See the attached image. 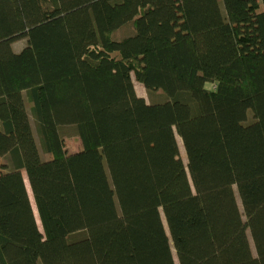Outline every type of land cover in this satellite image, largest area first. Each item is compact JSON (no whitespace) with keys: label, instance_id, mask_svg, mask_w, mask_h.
Segmentation results:
<instances>
[{"label":"trees","instance_id":"1","mask_svg":"<svg viewBox=\"0 0 264 264\" xmlns=\"http://www.w3.org/2000/svg\"><path fill=\"white\" fill-rule=\"evenodd\" d=\"M0 264H264V0H0Z\"/></svg>","mask_w":264,"mask_h":264},{"label":"rangeland","instance_id":"2","mask_svg":"<svg viewBox=\"0 0 264 264\" xmlns=\"http://www.w3.org/2000/svg\"><path fill=\"white\" fill-rule=\"evenodd\" d=\"M42 8H43L44 11H46V8H45V6L43 4H42ZM256 43L260 44L259 41L256 42ZM258 48H260V47H258ZM258 48L256 50L257 52L259 51ZM134 81H136V80L134 79ZM135 85H136V87H135ZM135 85H134V87H135V91H136L137 95L142 97L147 103H149L150 102V98L146 94L144 88L138 82L137 83L135 82ZM154 97H155V100H158V99H160V97L162 98V95L161 94H156V95H154ZM65 143H66L65 151H67L68 153L72 152L71 150H74V149H76V151H77V149L79 147V143H78V141L76 139L66 140ZM29 196H30V201H31V204H32L33 212H34V215H35V218H36V222H37L38 226H40L38 215H37L36 209L34 207L33 201L31 199L30 193H29Z\"/></svg>","mask_w":264,"mask_h":264}]
</instances>
